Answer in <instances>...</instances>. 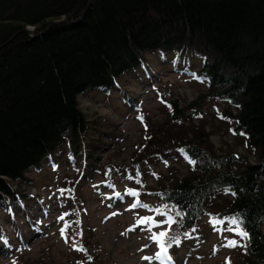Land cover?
<instances>
[{
	"label": "trees",
	"instance_id": "16d2710c",
	"mask_svg": "<svg viewBox=\"0 0 264 264\" xmlns=\"http://www.w3.org/2000/svg\"><path fill=\"white\" fill-rule=\"evenodd\" d=\"M87 3L0 0V43L33 26L0 47V205L12 212L27 203L31 194L20 185L34 184L30 171H39L43 162L56 168L64 157L94 169L91 158L103 138L92 134L100 130L83 111L79 94L122 89L123 77L149 76L157 59L205 88L181 103L165 99V118L144 119L143 138L129 163L104 167L132 173L130 181L141 183L145 161L172 152L185 157L186 174L171 173L151 190L173 215L171 238L181 241L209 214L213 223L228 221L248 233L240 264H264V0ZM62 17L70 21L46 28ZM211 100L225 104L220 120L230 123L247 152L215 147L201 120L202 105ZM217 197L225 201L220 208ZM232 217L240 223L232 224Z\"/></svg>",
	"mask_w": 264,
	"mask_h": 264
},
{
	"label": "rangeland",
	"instance_id": "374dc122",
	"mask_svg": "<svg viewBox=\"0 0 264 264\" xmlns=\"http://www.w3.org/2000/svg\"><path fill=\"white\" fill-rule=\"evenodd\" d=\"M151 65L155 69L151 68L149 76L142 72L123 77L122 89L79 94L83 111L100 130L92 134L103 138L93 152L96 158H91L96 167L90 169L83 160L77 163L59 157L56 168L43 162L39 171H30L35 183L20 185L31 194L28 202L12 212L0 205V264L49 259L57 264H226L229 258L240 264L245 237L231 230L234 227L228 221L213 223L209 214L183 236L179 245L169 240L173 215L157 204L151 190L166 183L171 173L186 174L185 157L176 158L172 152L145 161L141 183L130 181L136 177L132 173H109L112 167H104L112 162L129 163L134 145L143 138L144 119L158 122L165 118V99L178 98L181 103L205 88L203 83L181 76L176 66L157 59L151 60ZM224 107V103L213 100L202 105L201 120L212 142L218 150L231 145L236 155L247 152L241 138L230 131V123L220 120L219 110ZM60 180L65 181L62 187ZM221 198L215 202L219 208L225 203ZM146 217L150 218L148 223L138 224ZM61 229H65L64 235ZM160 231L168 233L171 261L156 258L161 248L151 236ZM229 240L237 245L227 247ZM80 248L84 251L77 250ZM145 256L152 259L145 260Z\"/></svg>",
	"mask_w": 264,
	"mask_h": 264
},
{
	"label": "snow or ice",
	"instance_id": "6c2138e0",
	"mask_svg": "<svg viewBox=\"0 0 264 264\" xmlns=\"http://www.w3.org/2000/svg\"><path fill=\"white\" fill-rule=\"evenodd\" d=\"M221 118H224V117H221ZM138 119L141 120V122H143V117L140 116L138 117ZM231 131V130H230ZM233 134H236L235 132H233ZM241 135H244V133H240ZM181 152H183L184 150L183 149H180ZM190 163H195L194 160H190L189 161ZM167 163V162H165ZM131 178V177H130ZM225 191H228V190H225ZM233 195H235V193H232ZM117 196L120 195V193H116ZM130 195H136L135 192H130ZM138 206V203L137 204H133L132 207L135 208ZM146 207V206H145ZM60 219H63V217H61ZM150 221V218H142L140 221H138V224H144V223H148ZM169 223H171V221H169ZM231 223L234 224V225H238L240 223L238 217H232L231 218ZM133 229H129V231H131ZM231 230H234L236 231L240 236L242 237H247L248 236V233L246 231H243L241 230L239 227L235 228V229H231ZM61 234L64 235L65 234V229H61ZM0 239H2V237H0ZM151 239L155 242H157L161 248V252L157 254L156 258L157 259H167L169 261H171V256L168 255V248L171 247V244H166V241L169 239L168 237V233L167 231H160L158 234L157 233H154L152 234L151 236ZM172 242L175 243L176 245H179L180 244V240L177 239V238H171ZM66 242H68L66 240ZM237 245V242L235 240H229L228 244L226 245L227 247H235ZM78 251H84V249L80 248V249H77ZM143 259L145 260H150L152 259V257H148V256H145L143 257ZM13 264H16L15 261H13ZM228 264H230V261L228 262Z\"/></svg>",
	"mask_w": 264,
	"mask_h": 264
},
{
	"label": "water",
	"instance_id": "95a60500",
	"mask_svg": "<svg viewBox=\"0 0 264 264\" xmlns=\"http://www.w3.org/2000/svg\"><path fill=\"white\" fill-rule=\"evenodd\" d=\"M89 2H90V0H88V3H89ZM88 3H87V5H88ZM84 11H85V8L82 10L80 16L83 14ZM68 21H70V19H66V18H63V17H62V18H58V19L53 20L49 25H47L46 28L49 27L50 25L55 24V23H58V22H68ZM19 30H25V31L29 32V31H30V28H29V26H25L24 28H21V29H19ZM19 30H17V31H19ZM17 31H15V32H14L10 37H8L5 41L1 42V43H0V47H1L4 43L8 42V41H9V40L15 35V33H17Z\"/></svg>",
	"mask_w": 264,
	"mask_h": 264
},
{
	"label": "bare ground",
	"instance_id": "6f19581e",
	"mask_svg": "<svg viewBox=\"0 0 264 264\" xmlns=\"http://www.w3.org/2000/svg\"><path fill=\"white\" fill-rule=\"evenodd\" d=\"M30 27H31V26H30ZM30 27H29V28H30ZM31 28H32V27H31Z\"/></svg>",
	"mask_w": 264,
	"mask_h": 264
}]
</instances>
